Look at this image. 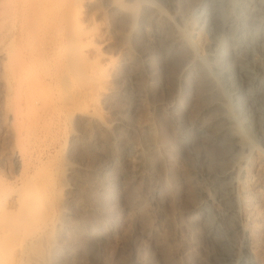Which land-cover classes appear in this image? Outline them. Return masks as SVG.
<instances>
[{
    "label": "rangeland",
    "instance_id": "374dc122",
    "mask_svg": "<svg viewBox=\"0 0 264 264\" xmlns=\"http://www.w3.org/2000/svg\"><path fill=\"white\" fill-rule=\"evenodd\" d=\"M81 1L0 0V189L23 195L31 181L53 209L26 264H250L237 226L251 228L254 209L256 218L264 214V176L249 200L237 172L257 173V158L264 167V0H223L231 27L192 31L182 15L201 1L209 15L210 1L85 0L78 16ZM80 24L98 35L80 46L88 61L97 48L112 57L107 81L90 79L75 56ZM173 35L181 42L169 51ZM58 41L67 43L61 79L58 52L43 70L13 60ZM218 55L221 63H207ZM28 71L43 83L40 109L29 105ZM100 86L105 98L80 100L85 87ZM214 101L224 108L203 112ZM214 116L241 124L213 141L201 126ZM219 221L225 233L215 235Z\"/></svg>",
    "mask_w": 264,
    "mask_h": 264
},
{
    "label": "bare ground",
    "instance_id": "6f19581e",
    "mask_svg": "<svg viewBox=\"0 0 264 264\" xmlns=\"http://www.w3.org/2000/svg\"><path fill=\"white\" fill-rule=\"evenodd\" d=\"M85 0H82L79 5V14L81 16L84 13L83 7L85 6ZM87 1V0H86ZM211 2L210 13L207 15L205 13V3L203 1L198 2L194 5V7L188 13L182 15V20L184 23V27L189 30L198 29L199 25L201 24H209L213 28H225L228 25L231 27L230 17L221 15L220 12V5L222 4L223 0H206ZM257 4H262V0H253ZM39 10L43 11V7H39ZM45 11V10H44ZM222 11V10H221ZM44 13V12H43ZM47 13V12H46ZM223 14V12H222ZM259 12H254V16L257 17ZM222 16L224 19H222ZM49 17V15H47ZM197 18L198 22H194V19ZM261 23L264 25V17L261 19ZM28 38H31L34 34V30L32 28H28L26 30ZM93 37H98L97 34L92 33V31L85 25L80 24L76 34L72 39V45L75 49V56L80 58V62L85 66L87 75L90 79L96 80L95 82L100 83L102 80L107 81L108 76L111 74V70L114 66H112L113 60L112 57L106 56L102 54L100 48L96 49L95 55H97L95 61L96 62H89L87 59V54H85L82 50H80V46L92 42ZM264 41V35H263ZM181 39L178 36H171L167 39L166 46L170 50L174 49L179 43ZM66 42L65 41H58L53 43L52 45H48L46 47H40L39 49L31 50L30 52L24 53V55H18L13 60L15 63H21L22 70L27 68L25 64L30 62L32 63H40V68L45 62V58L49 55H54L58 52L56 59L59 58L58 62H56L57 66V79H61L63 76H67L63 71V65L66 50ZM78 51H77V50ZM65 58V59H64ZM210 59V58H209ZM206 60V59H205ZM223 60V55H218L217 57H213L210 61V64L213 65L221 63ZM206 63V62H205ZM218 66V65H217ZM44 68L42 67L41 70ZM20 69V65H18L14 70H12V76L19 77V74L22 72ZM228 70V69H227ZM27 76L33 77V74L28 71ZM253 79V78H252ZM254 81V79H253ZM207 82V81H206ZM42 81L38 76H35L31 79L29 83L25 82V85L29 86L28 94H29V105L33 109H40L38 105L39 101V94L41 92L40 88L42 87ZM22 87V84L18 82L17 89L19 90ZM261 89H264V83L261 84ZM214 86L209 87V91H213ZM35 94L38 96L35 98ZM80 100L86 99L90 97L93 103H97L100 97L105 98L107 95V90L103 87H85L82 91L79 92ZM90 100V102H91ZM221 101V100H220ZM220 101L211 102L203 112L206 110L213 111V108L216 107H223L224 102L221 103ZM232 104V103H231ZM224 105V106H223ZM234 106V105H233ZM88 109L95 110L94 104L88 105ZM232 110V109H231ZM96 111V110H95ZM90 112V111H89ZM240 116V115H239ZM237 118H230L226 116H214L208 121L204 122V125L201 126L203 135H209L213 139V141H225L228 137L227 135L231 134L230 128L234 124H241L240 120L241 117ZM32 123H37V120L31 121ZM236 148H240L241 150H246V147H241L239 144L235 145ZM237 149V150H238ZM15 157V156H14ZM16 163L22 161L23 163V156L18 154L15 157ZM255 167L258 168L257 173H253V171H245L241 172L239 170L237 172V178L243 179L244 185L248 191V198L249 200L252 199L255 193H258L260 190V180L264 176V167L263 163L260 158L254 160ZM22 169L24 167V163L21 165ZM234 174L233 168L227 169L220 173V177L212 178L211 185L216 186V180L231 178ZM253 179V181H249ZM29 182V181H28ZM27 186L26 191L23 195L18 194L14 197L11 196L10 198L6 195L5 191L3 192L0 189V264H26L31 259L29 253V245L34 244L40 237L45 234V231L49 228V223L52 220L53 212L51 210L52 206L51 203H42L35 195H33L32 190L35 189V184L30 181ZM34 186V187H33ZM32 187L33 189H30ZM226 195L222 193L220 197V201H226ZM50 206V207H47ZM232 210L226 209V213H230ZM256 211L253 210L251 213V218H253L251 228L248 227L250 223L240 224L237 226L240 231L244 232L245 239H246V246L244 247V254L250 258V264H264V214L258 219L256 218ZM220 222V223H219ZM215 222L213 225L215 235H219L220 233L224 232L221 228V221ZM227 231V230H226ZM261 233L262 236H258V233ZM45 236V235H44ZM226 260H230L231 257H225Z\"/></svg>",
    "mask_w": 264,
    "mask_h": 264
}]
</instances>
